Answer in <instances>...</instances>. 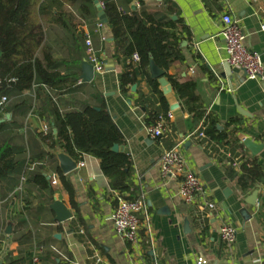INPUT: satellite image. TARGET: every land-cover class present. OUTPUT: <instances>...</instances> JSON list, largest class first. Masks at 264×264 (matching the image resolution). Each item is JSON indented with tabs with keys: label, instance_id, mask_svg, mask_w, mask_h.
Returning a JSON list of instances; mask_svg holds the SVG:
<instances>
[{
	"label": "crops",
	"instance_id": "1",
	"mask_svg": "<svg viewBox=\"0 0 264 264\" xmlns=\"http://www.w3.org/2000/svg\"><path fill=\"white\" fill-rule=\"evenodd\" d=\"M94 1L92 15L78 20L77 30L85 37L81 42L75 43L76 35L72 37L59 29L48 32L47 42L53 57L66 62L62 73L79 71L78 82L71 90L50 92V95L63 113L78 112L85 106H104L109 112L123 137L119 152L131 158V178L136 189L133 198H142L146 205L149 232L145 233L143 226L142 243L138 247L117 235L111 221L117 193L110 191L98 159L89 155L79 161L71 158L82 164L78 165L76 177L61 173L57 155L62 152L48 151L37 138L47 121L37 116L42 102L33 101L29 109L18 107L0 118L2 124H10L6 137L14 149L23 152L25 159L22 172L13 181H0V262L6 264L10 259L28 264L35 248L53 247L68 261L49 250L39 256V264H95L96 256L103 264H197L198 259H203L205 264H259L264 255V148L253 156L241 141L249 138L264 145V79L245 80L238 87H234L233 81V91H229L226 81L215 74L214 67L227 58L219 37L220 19L225 13L238 22L245 34V45L261 57L264 65V32L260 30L264 24V0H217L208 7L203 0L143 2L153 12L159 11L163 1L169 2L174 9L171 19L179 18L187 27L189 35L180 45L184 62L173 65L168 74L196 83V94L206 113L217 119L219 130L231 120L237 121L238 133L232 138L236 143L227 146L202 142L204 138L195 134L201 124L194 129L173 91L163 94L170 108V134L162 140L149 137L144 108L137 105L140 97L150 96L147 78H138L135 92H132L134 86L126 93L121 92L120 78L128 62L124 58L119 62L113 60L111 29L107 23L100 25ZM126 1L117 0L119 9L127 13L139 9L138 0ZM86 39L105 64L112 63L111 68L105 65L103 73L94 74L89 83L81 80L82 67L87 61ZM204 67L207 71H203ZM217 79L222 81L221 85ZM28 96L24 93L21 99ZM233 98L250 117L238 114ZM8 101V108L19 103L12 98ZM174 105L178 107L171 110ZM176 146L188 168L204 185L208 200L215 205L212 216L199 215L195 208L186 207L178 197V183L161 179L160 157ZM252 162L259 166L262 178L252 189L242 190L227 170L232 169L239 175L241 166ZM34 175L45 177L47 188L35 185L31 181ZM13 182L17 185L13 186ZM77 191L82 193L79 197ZM254 191L257 197L252 206L247 200ZM54 199L71 211L70 221L63 224L54 221L50 211ZM186 221L189 231L184 229ZM223 223L230 224L236 232L231 250L219 236ZM146 239L150 242L145 243Z\"/></svg>",
	"mask_w": 264,
	"mask_h": 264
},
{
	"label": "trees",
	"instance_id": "2",
	"mask_svg": "<svg viewBox=\"0 0 264 264\" xmlns=\"http://www.w3.org/2000/svg\"><path fill=\"white\" fill-rule=\"evenodd\" d=\"M97 1L102 5L111 29L113 60L119 62L124 58L129 62L133 54L139 58L135 66L129 63L125 66L120 78L121 92H128L139 77L147 78L150 96L140 97L137 101V105L145 111V126L152 127L159 120L169 124V104L158 82L149 76L152 61L164 72L194 129L201 124V129L195 134L204 135L202 142L230 145L238 133L237 121L231 120L223 130H219L217 119L206 113L196 94V83L179 75L168 74L173 65L184 62L180 45L189 35L181 19H171L174 9L169 2L163 1L159 11L153 12L145 7L144 0H138L139 9L127 13L119 9L117 0ZM203 2L208 7L209 3L215 5L217 0ZM93 9V0H0V97L19 102L5 108V114L18 107L29 109L33 101H41L37 116L47 121L51 131L47 134L38 132L40 143L48 151H61L75 161L84 155L98 159L110 191L130 199L136 195L131 178L132 161L128 154L112 151L115 145L120 147L123 144V137L106 108L85 106L78 112L63 113L50 95V92L71 90L78 82L79 71L74 69L62 73L66 62L53 57L52 47L47 42L48 32L59 29L72 37L76 35L75 43L81 42L85 37L77 30L78 20H86ZM202 69L207 71L205 67ZM24 93L29 96L21 99ZM10 128V124L0 125V181H13V177L18 176L25 165L23 152L14 149L6 137ZM162 139L164 137L158 140ZM233 143H236V139ZM227 171L229 177L236 178L242 190L252 189L262 178L255 162L243 164L239 175L232 169ZM31 181L39 188L48 186L46 178L40 175H34ZM15 185L17 183L13 182ZM19 262L8 259L6 264ZM28 264H31L30 261Z\"/></svg>",
	"mask_w": 264,
	"mask_h": 264
},
{
	"label": "built area",
	"instance_id": "3",
	"mask_svg": "<svg viewBox=\"0 0 264 264\" xmlns=\"http://www.w3.org/2000/svg\"><path fill=\"white\" fill-rule=\"evenodd\" d=\"M100 4V3H99ZM102 7V5L100 4ZM221 31L219 37L223 44V50L226 53V62L230 67L241 70L246 80L262 81L264 79V65L261 57L251 51L244 43L245 34L238 22L229 13L221 16ZM101 25V24H100ZM260 30L264 32V24ZM87 63L92 66L94 74L103 73L105 70V62L103 57L97 54L89 39L85 40ZM139 62L137 54H133L129 60V64L135 66ZM193 73V70H190ZM219 84H222L220 79H217ZM9 101L6 97H0V116L4 114L5 108L8 107ZM51 131L50 126L46 123L43 125L41 132L47 134ZM147 133L151 139L158 140L170 134L169 126L159 120L152 127H147ZM199 138H204L202 133ZM82 166V164H78ZM159 174L162 180H173L178 183V197L181 202L190 208H195L199 215L208 214L212 216L215 212V205L208 200L204 185L199 178L187 166L183 155L180 152L179 146L170 150L164 151L159 160ZM24 179L21 180V183ZM56 183L55 180L52 182ZM116 206L111 221L117 235L125 242L138 247L142 243L140 231L143 226L146 228L145 233H148V216L146 205L142 198H125L116 194ZM219 236L224 246L231 250L236 241L235 229L227 223H223L219 228ZM150 241L146 239L145 243ZM51 251L55 255L61 256L65 261L67 258L61 255L56 248L45 250L44 248H35L31 264H39V256L47 251ZM3 263L4 261L1 260ZM95 264H103L99 257H95ZM4 264V263H3ZM197 264H205L203 259H198ZM264 264V255L259 262Z\"/></svg>",
	"mask_w": 264,
	"mask_h": 264
},
{
	"label": "water",
	"instance_id": "4",
	"mask_svg": "<svg viewBox=\"0 0 264 264\" xmlns=\"http://www.w3.org/2000/svg\"><path fill=\"white\" fill-rule=\"evenodd\" d=\"M94 4L97 7V10L99 12V22L100 24H106L107 21L105 19L102 7L100 6L99 2L97 0L94 1ZM173 20H175V17H173ZM2 56V53L0 52V58ZM107 68H111L112 63H106ZM215 74L219 76L222 80L226 81L229 91H233L234 87H238L241 85L246 79L243 75V72L241 70L234 69L230 67V65L223 61L220 65L217 67H214ZM82 73L81 80L84 82H91L94 78V73L92 66H90L87 62L84 63L82 67ZM149 75L151 80H156L159 84V86L162 89V92L164 95H168L171 93V87L168 84L167 80L164 77V72L160 69H158L155 64L151 61L149 66ZM233 81H234V87H233ZM136 87L134 86L132 88V92H135ZM234 105L236 107V110L239 115L244 117H250V115L244 111L242 107H240L237 104V101L235 98H233ZM177 105H174L171 107V110L177 108ZM8 118V117H7ZM3 121H0V124H2ZM241 145L248 150L253 156L258 155L264 148V145L257 144L254 141H252L249 138H245L241 141ZM114 152L119 151V146L115 145L112 149ZM57 161H58V168L64 175H69L70 178L76 177V172L78 169V164L73 161L69 156L60 153L57 155ZM82 193L77 191V196L79 197ZM257 197V191H254V193L249 197L247 202L250 205H255V200ZM50 211L54 214V221L58 224H63L65 222H68L72 219V213L71 211L61 202L54 199L53 204L50 206ZM187 221L184 224V229L186 231H189ZM0 264H3L0 262Z\"/></svg>",
	"mask_w": 264,
	"mask_h": 264
}]
</instances>
